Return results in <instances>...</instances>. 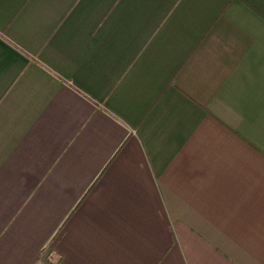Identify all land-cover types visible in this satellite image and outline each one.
Here are the masks:
<instances>
[{
	"label": "crops",
	"instance_id": "0c3cea01",
	"mask_svg": "<svg viewBox=\"0 0 264 264\" xmlns=\"http://www.w3.org/2000/svg\"><path fill=\"white\" fill-rule=\"evenodd\" d=\"M0 264H264V0H0Z\"/></svg>",
	"mask_w": 264,
	"mask_h": 264
}]
</instances>
